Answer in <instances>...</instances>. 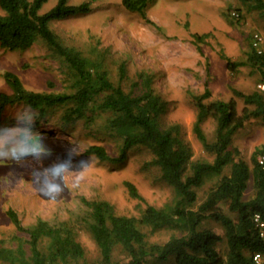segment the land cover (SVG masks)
I'll return each instance as SVG.
<instances>
[{"label":"trees","instance_id":"16d2710c","mask_svg":"<svg viewBox=\"0 0 264 264\" xmlns=\"http://www.w3.org/2000/svg\"><path fill=\"white\" fill-rule=\"evenodd\" d=\"M154 1L122 0L125 7L156 25L148 16V7ZM242 1L251 3L264 16V0ZM46 2L0 0V46L27 50L40 43L51 58L65 67L72 83L66 91L35 90L28 88L17 73L6 70L4 78L11 91H0V122L6 107L17 103L34 110L37 123L62 109V128L77 119L92 123L104 116L103 123L95 130L119 138L118 154H111L101 143H91L85 153L120 163L128 158L132 147H146L153 155L151 163L161 169L163 178L173 187L174 197L160 206L149 203L137 185L126 180L129 194L146 204L139 215L118 213L108 199L81 196L85 214L58 222L38 217L33 224L24 225L19 213L10 207L8 216L16 230L25 235L18 233L8 244L0 243V260L9 264H259L254 256L258 253L264 256V238L255 215L259 213L264 220V166L258 161L264 145L256 148L251 161H247L233 141L236 132L251 117L264 120V91L234 89L244 100L242 109L238 108L235 97L211 99L213 92L209 83L202 93H194L197 115L193 130L214 159L193 160V148L185 139L181 124L166 125L162 121L168 101L156 85L155 73L138 71L126 89L122 85L129 79L126 61L119 65L117 83L111 79L104 54L85 55L66 43L51 26L53 20L92 11L93 1L57 0L42 12ZM207 35L192 33L201 53V43ZM249 45L246 61H235L224 51L221 56L230 70L235 71L247 62L264 78V54L252 42ZM209 117L216 122L213 140L204 128ZM215 177L218 179L199 202V189ZM250 180L253 194L248 197ZM223 203L236 217L225 210ZM210 220L224 232L208 226ZM82 225L100 249L99 259L92 263L84 262L86 250L78 239V227ZM162 234L167 237L152 238ZM220 242L226 243V251L221 249ZM118 253L124 254V258H119Z\"/></svg>","mask_w":264,"mask_h":264},{"label":"rangeland","instance_id":"374dc122","mask_svg":"<svg viewBox=\"0 0 264 264\" xmlns=\"http://www.w3.org/2000/svg\"><path fill=\"white\" fill-rule=\"evenodd\" d=\"M86 0H71L81 3ZM92 11L77 13L51 26L63 40L90 57L105 55L111 79L119 82V65L126 61L129 79L122 82L129 89L140 70L155 73L156 85L168 101L163 123L181 124L185 139L193 148V160L213 161L197 138L193 124L197 115L194 93H202L206 83L212 88V98L235 97L238 108L244 100L234 89L251 92L261 89L262 73L246 62L237 70L227 67L221 52L235 61H246L250 42L259 33L264 46V16L251 3L242 0H155L148 7V22L138 12L131 11L122 0H92ZM57 0H48L41 11L52 7ZM239 12L236 16L233 12ZM0 12L2 9L0 7ZM208 33L201 43V53L192 33ZM17 73L24 84L35 90L66 91L72 79L65 67L51 58L40 43L27 50H12L0 46V91H11L4 72ZM63 110H56L47 120L37 123L35 111L25 104H11L1 115L0 122V243L8 244L18 232L7 214L14 208L24 225L33 224L38 217L51 222L76 218L85 214L81 196L110 200L120 214L139 215L145 203L132 197L125 185L133 181L146 201L162 205L174 197L173 187L163 178L161 169L152 164L151 151L134 146L124 162L111 163L85 153L91 143L104 144L113 155L120 149L119 138L97 131L104 116L87 123L77 119L62 128ZM216 122L209 117L204 128L213 140ZM234 146L247 161L256 148L264 145V120L251 117L234 135ZM229 170V168H228ZM206 182L199 189L201 202L213 185ZM253 194L249 181L247 196ZM229 211L227 204H222ZM79 225V224H78ZM220 232L215 221L207 222ZM167 235V233H166ZM152 237L165 239L167 236ZM78 239L86 250V263L100 257V249L90 231L78 227ZM219 246L226 251V243ZM119 258L124 254L118 253ZM0 264H9L0 260Z\"/></svg>","mask_w":264,"mask_h":264},{"label":"built area","instance_id":"2783aa9c","mask_svg":"<svg viewBox=\"0 0 264 264\" xmlns=\"http://www.w3.org/2000/svg\"><path fill=\"white\" fill-rule=\"evenodd\" d=\"M233 14L236 16H240L239 12H236V11H234ZM262 43H263L262 42V36L259 33H256L254 36L253 44L257 47V49L260 53L264 54V46L262 45ZM259 87L261 88V90L264 91V82L259 84ZM258 161L261 165L264 166V152H262L258 155ZM255 220H256L257 225L259 226L260 234L264 238V220L262 219V217L259 213H257L255 215ZM254 259L259 264H262V262L264 260V256L262 254L258 253L254 256Z\"/></svg>","mask_w":264,"mask_h":264}]
</instances>
